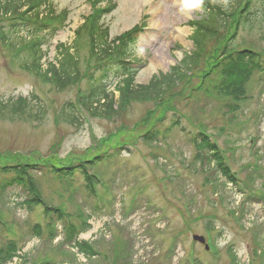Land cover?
<instances>
[{
	"label": "rangeland",
	"instance_id": "374dc122",
	"mask_svg": "<svg viewBox=\"0 0 264 264\" xmlns=\"http://www.w3.org/2000/svg\"><path fill=\"white\" fill-rule=\"evenodd\" d=\"M91 1L53 2L56 14L66 10L68 17L65 28L43 47L47 51L42 59L43 69L58 58V44L72 45L75 30L95 9ZM244 2L235 4L233 11ZM184 3L185 0H106L97 6H115L100 21L108 29L109 39L142 23L150 29L140 35L134 47L133 56L141 62L135 85H145L153 76L169 73L184 55L194 50L188 24L198 20L202 11L199 7L187 9ZM256 9L261 12H257L255 23L238 28L231 48L264 53V12L262 6ZM20 36L28 39L25 34ZM80 42L78 55L83 71L89 52L84 38ZM214 43H209V48ZM221 44L211 48V52L215 51L208 64L201 60L187 81L163 96V108L175 109L184 129L169 127L174 114L168 112L158 143H150L143 137L161 116L162 106L156 107L153 102L132 103L124 113L109 120L84 113L81 125L72 126L60 113L64 104L77 101L78 87L59 92L43 84L33 73L21 69V61H13L14 55L8 48L0 46L1 98L34 95L38 99L31 102L32 108L24 117H13L10 113L0 116V248L16 239L21 249L19 258L6 264H43L46 258L58 264H264V254H260L264 253V201L249 197L263 195L264 188V73L255 72L246 85L248 97L235 102L238 108L231 111L234 99L224 92L229 79L219 66L229 59L221 56ZM90 72L87 74L91 75ZM87 83V79L82 80L79 88L86 90ZM114 95L117 99L115 89ZM41 109L43 115L35 118ZM199 126L223 150L239 178L238 188L220 174L214 176L213 161L204 163L202 168L195 159L198 150L193 135ZM168 127L170 131H166ZM257 133L260 136L252 143ZM131 140L136 143L119 157L102 161L93 169L88 167L102 181L98 202L104 208L103 212L95 213L98 217L91 218L89 227L78 236V240L88 241L92 252L97 253L92 257H85L75 247H63L58 242L60 234L51 240L48 231L54 229V224L45 220L43 206L28 207L25 201L29 196L22 186L16 184L2 193L4 184L15 179L12 166L37 162L41 166L32 175L43 200L64 212L75 213L74 220L80 223L83 216L79 203L87 202L85 206L91 213L96 210L95 198L89 197L82 172L77 169L71 179H59L50 169L81 167L97 153L113 150L121 143L129 145ZM153 156L160 158L158 165ZM5 168L11 172H4ZM256 168L262 171H257L254 183L249 184V180L255 179L252 176L241 186V181ZM205 178L211 186L219 181V196L214 188L211 193V188L204 185ZM101 187L109 189L110 196ZM133 197L134 203L141 204L140 211H132ZM211 198L219 203L212 204ZM232 211L237 213L239 223L231 217ZM208 214L214 216L212 223L219 230L209 236L214 243V248L207 251L209 254L203 245L192 240L193 235L206 238L203 218ZM35 226L40 228V237L35 236ZM61 229V225H56L58 233ZM254 235L260 242L257 256L252 254Z\"/></svg>",
	"mask_w": 264,
	"mask_h": 264
},
{
	"label": "trees",
	"instance_id": "16d2710c",
	"mask_svg": "<svg viewBox=\"0 0 264 264\" xmlns=\"http://www.w3.org/2000/svg\"><path fill=\"white\" fill-rule=\"evenodd\" d=\"M239 2L240 0H201L203 17L199 21L191 23L194 29L192 35L194 50L190 54L184 55L183 59L178 65L172 67L169 73L153 76L145 85L134 84L135 74L129 66L131 57L129 44L135 40L133 34L135 30L109 39V31L101 26L100 21L104 14L111 11L113 6L108 4L105 9L97 8L101 3L100 0L91 2L95 10L75 31L72 45L69 47L59 45L58 58L55 63H48L45 69L42 68L41 60L45 57L46 52L39 46L40 37L32 35L33 39L23 38L19 34L18 24L34 20L39 24L51 22L58 28H63L68 17L67 11L64 10L56 14L52 0H0V45L3 48H8L11 53H16L15 57L18 62L21 61L23 70L33 73L43 84L50 85L57 91L78 87L82 80H88L86 90L79 89L77 103L69 104V114L65 119L73 126L81 125L82 112L87 113L91 118L109 120L124 113L132 103L153 102L156 107L162 106L161 116L154 120L155 122H151V126L143 137L150 143H158L162 132H160L161 125L168 112L174 111L172 108H163V104H165L162 103L163 96L187 81L201 60L208 64L210 55L215 51L211 52V48L214 49L218 43H222L221 56H226L229 59L228 62H223L219 66H222L224 75L229 79V82L224 84V92L234 99V105L230 106V109H237L238 106H235V102L247 97L246 85L253 74L256 71L264 72V53L248 48L242 50L231 48L233 37L238 28L243 25L251 26L255 23L253 20L256 17V12L251 8L252 0H245V4L234 12L233 7L236 8L234 5H239ZM227 34L228 38H226ZM82 38H84L83 44L89 52L88 61L86 60L87 64L83 71L78 55ZM212 41L215 43L213 47L209 48V43ZM234 54L237 56H233ZM206 55H208L207 58H205ZM217 58L215 55V60ZM113 67L116 72L113 71ZM91 68H95V70L97 68L99 76L93 78L92 75L87 74ZM112 76L121 78L115 86L118 93L117 99H115L114 92L109 89ZM31 108L29 100L25 98L4 102L0 100V116L10 113L13 117L21 118L26 116V112ZM42 109L36 112L35 118H41ZM199 136L201 140L196 144L198 152L195 159L197 162L205 167L204 163L213 159L215 161L214 169L218 174H221L228 183L237 186L236 175L227 165L220 147L208 139L204 132ZM14 170L16 174L22 176L17 181L25 187L29 194L27 203L45 205L40 201L36 190L34 191V184L27 177L26 167ZM55 172L62 173V170L56 169ZM86 179L90 187L93 181L88 175H86ZM207 182H209L208 179ZM213 204L215 203L213 202ZM45 210L47 213L54 212L58 216L61 215L60 211H51L47 206H45ZM212 230L213 226L208 225L207 231ZM77 246L85 256H94L95 253L92 252L88 243L82 242ZM16 251L14 246L0 248V264L16 257Z\"/></svg>",
	"mask_w": 264,
	"mask_h": 264
},
{
	"label": "clouds",
	"instance_id": "9594fccd",
	"mask_svg": "<svg viewBox=\"0 0 264 264\" xmlns=\"http://www.w3.org/2000/svg\"><path fill=\"white\" fill-rule=\"evenodd\" d=\"M201 0H185L184 7L187 9H193L199 7Z\"/></svg>",
	"mask_w": 264,
	"mask_h": 264
},
{
	"label": "water",
	"instance_id": "95a60500",
	"mask_svg": "<svg viewBox=\"0 0 264 264\" xmlns=\"http://www.w3.org/2000/svg\"><path fill=\"white\" fill-rule=\"evenodd\" d=\"M196 240H199L200 242H203L202 238L195 237Z\"/></svg>",
	"mask_w": 264,
	"mask_h": 264
},
{
	"label": "bare ground",
	"instance_id": "6f19581e",
	"mask_svg": "<svg viewBox=\"0 0 264 264\" xmlns=\"http://www.w3.org/2000/svg\"><path fill=\"white\" fill-rule=\"evenodd\" d=\"M184 37V36H183Z\"/></svg>",
	"mask_w": 264,
	"mask_h": 264
}]
</instances>
